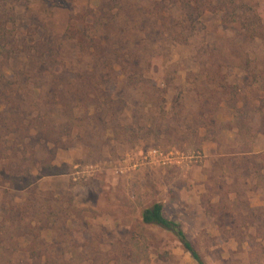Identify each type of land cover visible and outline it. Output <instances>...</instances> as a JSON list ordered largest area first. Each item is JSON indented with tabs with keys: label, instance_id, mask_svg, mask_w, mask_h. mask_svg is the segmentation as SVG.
<instances>
[{
	"label": "rangeland",
	"instance_id": "rangeland-1",
	"mask_svg": "<svg viewBox=\"0 0 264 264\" xmlns=\"http://www.w3.org/2000/svg\"><path fill=\"white\" fill-rule=\"evenodd\" d=\"M192 1L0 3V264H31L27 231L40 264H196L140 222L154 202L206 264H264V35L189 19ZM108 8L106 64L77 31ZM244 58L252 74L233 65ZM45 128L66 146L39 176Z\"/></svg>",
	"mask_w": 264,
	"mask_h": 264
},
{
	"label": "trees",
	"instance_id": "trees-1",
	"mask_svg": "<svg viewBox=\"0 0 264 264\" xmlns=\"http://www.w3.org/2000/svg\"><path fill=\"white\" fill-rule=\"evenodd\" d=\"M11 1V0H0V3ZM110 0H108L109 2ZM193 3H185L187 6V12L186 16L189 17V19H193V14L199 15L204 11H211V12H217L218 17L220 21H226V22H234L237 27L240 29L242 34L249 40H254L257 38H262L264 35V23L262 21V7L261 9L257 6L259 5L258 0H220L215 1L213 0H193ZM114 13H112L109 8L106 9V12H102L101 15L95 19V21L92 22V31H90L89 34H82L83 32L77 31V37L81 39L84 37L88 42V47H90L94 53L103 55L102 63H111V59H109L107 55V51H109L108 45H107V36L103 37V33L107 34V31L109 27L113 26L114 21ZM80 16H83L81 14ZM89 26V25H88ZM182 27H186V25H183ZM74 26L68 25L67 28L64 31L65 37L73 36L72 32L74 31ZM95 29H97L95 31ZM100 29V30H99ZM73 30V31H72ZM127 33V32H126ZM126 33L125 36H126ZM74 35L73 37H75ZM105 42L106 46L103 44ZM0 51H2L1 54H3V51L1 50L3 48V45L0 46ZM105 51V52H104ZM105 53V55H104ZM213 53V52H212ZM6 54V53H4ZM152 57V56H150ZM113 62L116 63V65L124 70L125 68H128L129 65L132 67L133 59H130L129 57H126L123 53H118L115 55V59H112ZM106 63V64H107ZM135 64V62H134ZM233 65H237L238 68L244 70L248 74H252V66L248 65V61L244 58L240 61H237V63H233ZM128 78V77H127ZM132 78V77H131ZM214 78V77H213ZM215 80V79H214ZM215 84H219L223 88L228 86L229 83L223 81H215ZM202 87H205V83L200 84ZM221 89V87H220ZM65 94H57V99H59L61 102L64 98ZM82 97L80 96V99ZM84 99V98H83ZM90 101H93L94 98L91 96L86 95V98ZM84 99V101H85ZM83 101V102H84ZM85 104V103H84ZM72 108V107H71ZM70 108V117L68 119V122L71 125V121L74 122L77 120H80L77 116H72V110ZM67 121V120H66ZM43 130V129H41ZM43 140L50 141L51 146L49 150L48 157L44 159L43 167L37 169V174L39 176L42 175H52V167L49 163V158L53 154V151L58 147H64V140L62 137L56 135L55 137H52L48 131L47 128L43 130L42 133ZM13 176V175H11ZM140 222L143 225H149L157 227L163 231L169 232L174 239L178 242L180 248L187 252L191 259L196 264H206V261L202 257V255L199 253V251L196 249L193 242L187 238L184 231L182 230L179 222H177L174 219L168 218L163 214L162 206L158 202L152 203L150 206L144 208L140 212ZM28 236V244L26 245L25 249L28 253L29 258L31 259V264H40L38 263L40 260L41 255L38 253L37 249V242L34 235L27 231L25 233ZM25 235V236H26ZM33 235V236H32ZM3 251H6L5 247L0 245V255L3 253ZM4 264H11L9 259H6V262ZM54 264V263H51Z\"/></svg>",
	"mask_w": 264,
	"mask_h": 264
}]
</instances>
